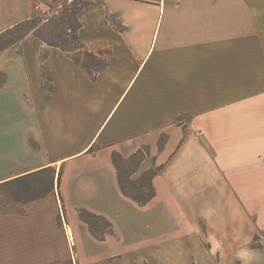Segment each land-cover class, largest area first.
I'll return each instance as SVG.
<instances>
[{"label":"crops","instance_id":"1","mask_svg":"<svg viewBox=\"0 0 264 264\" xmlns=\"http://www.w3.org/2000/svg\"><path fill=\"white\" fill-rule=\"evenodd\" d=\"M84 1L80 40L109 52L94 80L34 34L0 53V187L52 177L0 213V264H264V0ZM36 8L0 0V34ZM141 150L145 206L113 162Z\"/></svg>","mask_w":264,"mask_h":264},{"label":"trees","instance_id":"2","mask_svg":"<svg viewBox=\"0 0 264 264\" xmlns=\"http://www.w3.org/2000/svg\"><path fill=\"white\" fill-rule=\"evenodd\" d=\"M75 9H76V2L74 3L70 11V12L73 11L72 13H75V15L73 22H70L69 25L71 31L75 30V35L73 36V44L77 45L75 47V50H70L57 42L46 39L41 34L40 35L35 34V36L40 40H42L43 42H45L47 45L54 48H59L63 52L67 53L69 56H71L74 59V61L78 65H80L83 69H85L86 72L91 77V79L94 80L96 76L106 68L107 63L104 56L108 55L109 52L105 51L98 54H94L87 51L85 45L81 42L80 37L78 35V31L81 29V23L78 20V15L81 11V7L77 8L76 10ZM34 17L35 15L31 20L21 23L7 30L6 32L0 34V53L15 44V41L11 39L12 34L17 32L22 27L29 25L30 22L34 19ZM57 38H61V35L59 34ZM146 155L147 152L141 150L136 154H134L130 159H124L119 154H114L113 156V162L118 170L119 184L122 192L124 193L125 196L137 202V204H139L140 206H145L155 196V190L153 187V178L159 172L158 168L151 169L145 172L138 180L133 181L131 179L132 174L136 171V169L138 170L139 165L144 160ZM121 162L127 165L137 162V167L135 168V170H133L128 175V180L133 187L132 189L133 191L129 190L125 185L122 176ZM58 184H60V178ZM79 217L83 222H85L89 226L91 233L98 240L104 241L108 234H113V227L111 223H109L105 218L89 213L86 210H80Z\"/></svg>","mask_w":264,"mask_h":264},{"label":"rangeland","instance_id":"3","mask_svg":"<svg viewBox=\"0 0 264 264\" xmlns=\"http://www.w3.org/2000/svg\"><path fill=\"white\" fill-rule=\"evenodd\" d=\"M35 1L37 8L34 19L29 25L22 27L12 34L11 39L15 41V44L9 48L19 45V43L29 34H41L46 39L57 42L70 50H75V47L77 46L73 44L75 30L71 31L69 26L70 22H73L75 13L70 11L75 2L77 9L83 6L85 1L57 0L56 3L49 4V6L44 4V0ZM57 10H59V13L58 15H55ZM59 34L61 35V38H57ZM181 120H185V118H182ZM121 167L125 185L129 190L133 191V187L128 180V175L135 170L137 162L131 163L130 165L121 162ZM51 179L52 177L50 174H44L22 184L0 187V213L21 212L22 204L43 195L49 190Z\"/></svg>","mask_w":264,"mask_h":264},{"label":"clouds","instance_id":"4","mask_svg":"<svg viewBox=\"0 0 264 264\" xmlns=\"http://www.w3.org/2000/svg\"><path fill=\"white\" fill-rule=\"evenodd\" d=\"M253 255V250L247 247L240 248L236 253L237 258L241 261V264H251Z\"/></svg>","mask_w":264,"mask_h":264}]
</instances>
